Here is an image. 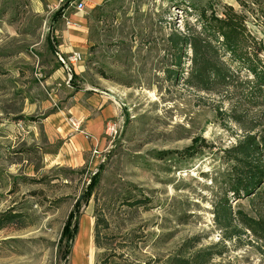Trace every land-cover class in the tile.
<instances>
[{
	"label": "rangeland",
	"instance_id": "obj_1",
	"mask_svg": "<svg viewBox=\"0 0 264 264\" xmlns=\"http://www.w3.org/2000/svg\"><path fill=\"white\" fill-rule=\"evenodd\" d=\"M48 3L0 0V216L22 219L0 230V264H172L202 252L211 257L203 264H264L262 240L231 235L213 214L223 198L250 216L259 210L227 192L226 151L264 130V110L234 88L185 85L190 50L176 69L168 41L233 15L264 59V0H105L67 20ZM72 18L83 20L86 48L67 84L56 52L79 28ZM95 88L112 91L123 131L97 156L77 158L69 119ZM75 208L69 245L62 232Z\"/></svg>",
	"mask_w": 264,
	"mask_h": 264
},
{
	"label": "trees",
	"instance_id": "obj_2",
	"mask_svg": "<svg viewBox=\"0 0 264 264\" xmlns=\"http://www.w3.org/2000/svg\"><path fill=\"white\" fill-rule=\"evenodd\" d=\"M60 14L56 13L58 17ZM242 23L238 16L233 18V15H228L225 20H217L214 24L202 23L196 32L171 33L168 41L177 55L173 65L181 70L182 54L184 49L189 48L191 57L187 75L183 79L185 85L206 93L234 88L244 93L243 97L250 107L264 110L263 46L245 34ZM226 152L229 155L228 161L232 162L227 192L233 200L247 197L251 205L257 203L259 210L256 216H250L240 208L233 210L230 200L223 198L215 205V222L222 230L230 231L231 235L247 230L257 240L264 242V130L256 136L245 135ZM87 190L86 196L89 195L90 187ZM75 210L70 212L62 232L69 245L78 230V220L70 229ZM21 220V216L13 211L6 213L0 216V230ZM99 227L100 220H97L94 225L96 247H100ZM231 235L223 239H230ZM210 258L208 252L195 253L188 260L174 259L172 264H203ZM100 264L109 263L103 260Z\"/></svg>",
	"mask_w": 264,
	"mask_h": 264
},
{
	"label": "crops",
	"instance_id": "obj_3",
	"mask_svg": "<svg viewBox=\"0 0 264 264\" xmlns=\"http://www.w3.org/2000/svg\"><path fill=\"white\" fill-rule=\"evenodd\" d=\"M105 0H85L84 7L88 10H93L96 7H99L101 3ZM49 7V3L48 6ZM82 10V11H83ZM80 12V11H78ZM78 12L74 11V13L78 14ZM72 20L76 21L79 25V28H71L65 34L64 40L62 44L57 46V52H59L63 57L69 54L77 53L81 54L84 52L86 45L84 44V33L80 28L82 26V21L80 19L72 18ZM56 52V53H57ZM81 63V62H80ZM80 63L74 64L70 67V73H68L69 78L66 80V83H73L79 73L76 71L77 66H80ZM62 67V66H61ZM86 92H92L90 95L85 96L83 102L85 103L84 109L77 113L78 119H75L80 122V131L77 132L70 125V131L72 135L70 139H68L69 144L66 145L71 149L74 153H76V157H82L83 155H87L88 152L93 156H97L101 152L106 149V140L108 139L105 136L104 127L108 122L112 120H116L118 118V109L116 107L115 96H113L112 91H108V93L102 92L99 89H86ZM79 92V91H77ZM48 123H51L52 120H47ZM58 126V125H57ZM53 128V129H52ZM52 128H47L51 136L55 134V137H58L59 133L54 132L55 125ZM64 127L61 126L58 128L59 132H61V136H63ZM75 133V134H73ZM87 135V136H86ZM62 138V137H61ZM91 138V140H89ZM66 152V150H64Z\"/></svg>",
	"mask_w": 264,
	"mask_h": 264
},
{
	"label": "built area",
	"instance_id": "obj_4",
	"mask_svg": "<svg viewBox=\"0 0 264 264\" xmlns=\"http://www.w3.org/2000/svg\"><path fill=\"white\" fill-rule=\"evenodd\" d=\"M50 4L48 9H50L51 13H58L61 12V18L67 20L65 17L66 13L70 10H74L76 12L82 11L84 7L85 0H49ZM68 24V23H67ZM57 59L63 65V67L69 69L72 65L78 64L83 61L81 54L73 53L66 55L63 57L59 52L56 53ZM119 107V106H118ZM69 124L75 131H80V122L75 120L74 118L69 119ZM105 136L109 139L117 137L121 134L122 130V120H112L108 122L105 127ZM82 133V132H81ZM87 136V135H86Z\"/></svg>",
	"mask_w": 264,
	"mask_h": 264
}]
</instances>
